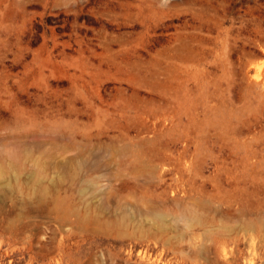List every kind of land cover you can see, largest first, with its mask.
<instances>
[{"label":"rangeland","instance_id":"1","mask_svg":"<svg viewBox=\"0 0 264 264\" xmlns=\"http://www.w3.org/2000/svg\"><path fill=\"white\" fill-rule=\"evenodd\" d=\"M0 264H264V0H0Z\"/></svg>","mask_w":264,"mask_h":264}]
</instances>
